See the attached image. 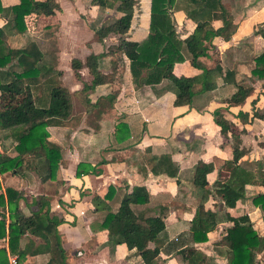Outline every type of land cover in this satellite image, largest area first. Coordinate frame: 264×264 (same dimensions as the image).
Here are the masks:
<instances>
[{
  "label": "crops",
  "instance_id": "0c3cea01",
  "mask_svg": "<svg viewBox=\"0 0 264 264\" xmlns=\"http://www.w3.org/2000/svg\"><path fill=\"white\" fill-rule=\"evenodd\" d=\"M54 1L59 10L53 14L24 16L26 33L16 31L8 11L0 13L4 46L17 49L33 41L40 51L39 80L30 88L34 105L45 107L53 86L63 85L75 91L82 87V81L90 79L85 67L79 70L80 79L74 77L72 58L83 62L90 54H101L98 69L107 73L113 68L114 77L111 82L94 86L88 94L90 103L97 104L89 113L73 97L78 109L71 119L45 127L46 140L60 149L54 179L42 181L34 170L26 168L0 173V216L3 215L5 231L9 221L5 189L10 188L20 194L17 205L23 214L40 209L61 219L56 225V237L67 264H144L135 249L109 243L99 227L104 215L116 210L123 194L133 186H143L148 201L130 207L135 214L160 216L163 220V230L147 244L157 249L154 264H186L184 257L190 248L205 255V264H226V255L221 254L225 247L218 242L232 225L229 217L242 215L257 234L254 263L264 264L262 212L252 203L255 195L264 193V185L260 184L264 173V118L251 116L252 111L264 109V97L259 95L262 81L250 75L253 57L264 48V40L255 33L264 23V0H238L239 7L230 11L232 33L227 40L214 37L210 47L202 39L201 43H185L192 56L209 47V56L199 58L208 70L202 92L193 96L190 105L177 106L173 104L174 88L169 81L141 84L128 69L129 61L135 57V44L147 32L149 0H135L125 34H108L101 40L94 29L115 18L113 8L92 4V0ZM17 2L0 0V5L8 8ZM172 17L179 37L191 39L196 28L193 21L186 19L181 10L173 11ZM132 40L136 42L130 43ZM0 71L1 78L6 79L11 73H19L17 58L12 57ZM173 73L192 76L198 70L189 65L187 58L174 65ZM242 80L253 87L252 95L241 105L224 102ZM23 97L24 93L0 91V108L15 106ZM253 98L256 101L252 108L249 102ZM214 111L243 129L238 138L220 135L213 121ZM241 111H249L246 121H240L237 113ZM25 133L24 124L0 128V154L15 156L14 146ZM236 139L246 150L240 163L255 173V182L245 184L243 199L228 208L214 193V183L226 176L223 162L231 158ZM158 158L171 161L170 170L176 169L174 176L161 169L165 165L154 167ZM109 184L115 191L110 199H104ZM200 202L214 212L215 224L206 232V240L195 242L189 226ZM22 238L40 242L32 234L22 235L18 248L23 250ZM55 239H51L50 254L47 251L44 255L46 262L54 255ZM0 248L5 251L4 264H9V257L16 254L9 252L7 237L0 240ZM178 248H183L182 254ZM34 261L25 254L16 264Z\"/></svg>",
  "mask_w": 264,
  "mask_h": 264
},
{
  "label": "trees",
  "instance_id": "16d2710c",
  "mask_svg": "<svg viewBox=\"0 0 264 264\" xmlns=\"http://www.w3.org/2000/svg\"><path fill=\"white\" fill-rule=\"evenodd\" d=\"M92 4L113 8L115 18L110 22L94 29L98 40L108 34L123 35L130 26L133 16V0H92ZM59 10L54 0H18L8 8L0 5V13L8 11L16 31L26 33L24 16L34 14H53ZM181 10L186 19L193 21L196 29L199 26H207L203 32L202 42L212 46L214 37L222 40L229 38V26L232 15L221 0H149V14L147 32L135 44V57L129 61L128 69L132 77L141 84H155L160 80H166L174 88V105H190L195 94L202 92L204 76L208 66L200 62L199 58L209 56V47L202 48L201 53L192 56L186 48L185 38L181 39L175 31V22L172 17L173 11ZM213 22H216L217 25ZM264 40V23L255 31ZM4 34L0 29V68L5 66L12 57L17 58L20 67L19 73L9 74V78H1L0 91L24 93L23 99L15 106L0 108V128H9L16 125H26V133L18 138L14 146L15 156L0 154V173L5 171L17 172L22 168L34 170L42 181L52 180L58 169L60 149L57 145L46 140L45 127L49 125H61L72 117V100L76 98L84 111L88 113L97 104L89 101L88 94L94 86L111 82L114 77V69L102 73L98 69L97 60L101 54H90L83 62L72 58L70 68L76 79H80L79 70L87 69L90 79L82 81V87L70 91L63 85L50 88L48 103L45 107H37L31 96L30 88L38 82L40 51L33 41L24 43L17 49H9L3 45ZM129 43V42H128ZM198 73L192 76L184 74L175 75L173 67L186 58ZM2 71H0V75ZM253 79L261 80L259 95L264 97V48L253 57L250 68ZM251 79V80H253ZM198 86V88H196ZM253 93V87L245 80L238 81L237 89L224 100L229 105H241ZM256 98L249 102L251 107ZM240 121H246L249 111L238 112ZM251 116L264 118V109L260 112L252 111ZM213 121L219 127L220 135L237 137L243 132L232 121L224 118L219 112H213ZM240 142L232 145V156L223 162L226 176L217 179L214 183V193L223 204L231 208L236 201L242 200L245 184L255 182V173L241 165L240 160L245 154ZM165 165L162 170L169 176H174L176 169L170 170L171 161L165 158L156 159L154 167ZM79 173V166L76 174ZM260 184L264 185V173L261 175ZM115 188L109 184L103 194L104 199H110ZM6 207L9 221L4 227L3 215L0 216V240L7 237V245L10 253L16 254V263L21 261L26 252L18 248L20 236L25 234H49L56 239L53 245V256L46 264H67L63 249L57 239L56 225L61 221L54 216L48 215L47 210L36 209L28 215L23 214L17 205L20 194L13 189H5ZM3 196L0 195V203ZM148 201V192L143 186H133L131 190L121 197L118 207L113 212H107L99 227L106 233L109 243L124 244L127 249H135L144 264H154L157 253L156 248H148L149 242L155 241L156 236L164 228L160 216H144L135 214L131 210V204H145ZM252 203L262 212L264 223V193H259L252 198ZM232 225L226 229L218 245L225 249L221 254L226 255V264H255L254 250L258 244L256 232L252 229L245 215L229 217ZM215 224V214L210 209H205L203 202L197 204L189 226L191 238L195 242L206 240V232ZM178 248L177 252L182 254ZM2 257L5 251L0 248V264H4ZM186 264H205L207 258L201 252L190 248L184 257Z\"/></svg>",
  "mask_w": 264,
  "mask_h": 264
},
{
  "label": "rangeland",
  "instance_id": "374dc122",
  "mask_svg": "<svg viewBox=\"0 0 264 264\" xmlns=\"http://www.w3.org/2000/svg\"><path fill=\"white\" fill-rule=\"evenodd\" d=\"M133 2H134V5L136 6V4H137V3H135L136 1L133 0ZM223 5L227 10L230 9L229 11H231L232 9H237V6L239 7L240 4H239L238 0H223ZM207 28H208L207 26H199L198 29L195 28L194 34L191 37V39H190V37H187V38H185V42L186 43H201L203 32ZM177 32L181 33V32H179V30ZM229 32H230V30H229ZM230 33H232V32H230ZM135 42H136L135 40L130 41V43H135ZM75 99L73 100L75 102L74 110L72 111L73 113H76L75 108L78 109V107H77L78 103ZM73 113H72V115H73ZM221 217H222V215H221ZM34 236H37V238L40 239V242L35 243L32 238H27V240L22 238L21 239L22 246L26 252V256L32 257V260L35 259L34 264H43L42 261H45L44 255H46V252L48 251V254H50V250L52 247L51 246L52 245L51 239L53 236L49 235V234H44V233L34 235ZM24 240H25V243H24ZM70 251H71L72 255L75 254V251H73V249H70ZM48 256H47V259H48Z\"/></svg>",
  "mask_w": 264,
  "mask_h": 264
},
{
  "label": "built area",
  "instance_id": "2783aa9c",
  "mask_svg": "<svg viewBox=\"0 0 264 264\" xmlns=\"http://www.w3.org/2000/svg\"><path fill=\"white\" fill-rule=\"evenodd\" d=\"M8 263L9 264H16V256H10Z\"/></svg>",
  "mask_w": 264,
  "mask_h": 264
}]
</instances>
